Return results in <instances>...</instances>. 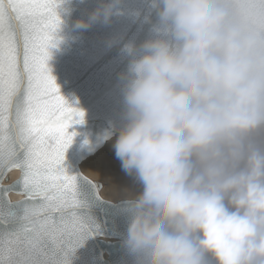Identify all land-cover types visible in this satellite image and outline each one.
Segmentation results:
<instances>
[{"label":"clouds","instance_id":"9594fccd","mask_svg":"<svg viewBox=\"0 0 264 264\" xmlns=\"http://www.w3.org/2000/svg\"><path fill=\"white\" fill-rule=\"evenodd\" d=\"M158 17L123 77L112 147L140 192L120 246L133 264H264V0H158Z\"/></svg>","mask_w":264,"mask_h":264},{"label":"snow or ice","instance_id":"6c2138e0","mask_svg":"<svg viewBox=\"0 0 264 264\" xmlns=\"http://www.w3.org/2000/svg\"><path fill=\"white\" fill-rule=\"evenodd\" d=\"M59 6L0 0V264H104L97 242L107 240L108 218L128 210L64 166L74 138L68 130L84 113L59 95L48 68ZM13 171L21 180L5 188ZM11 193L26 200L12 205Z\"/></svg>","mask_w":264,"mask_h":264},{"label":"water","instance_id":"95a60500","mask_svg":"<svg viewBox=\"0 0 264 264\" xmlns=\"http://www.w3.org/2000/svg\"><path fill=\"white\" fill-rule=\"evenodd\" d=\"M58 3L57 15L62 23L54 39L59 43L49 49L48 68L59 95L70 107L84 113V122L68 130L74 138L65 153L64 166L75 174L80 172L82 161L97 153L106 140L123 127L126 83L123 77L127 76L132 60L139 58L141 46L163 35L158 0H118L108 24L97 23L86 31L77 29V22H87L97 8L113 0H58ZM129 49L136 54H129ZM16 172L19 174L16 179L10 181L7 177L5 188L21 180L22 174ZM80 174L93 184L101 185ZM11 195L18 199L12 200ZM8 200L17 205L26 197L11 193ZM108 219L107 240L97 242L104 264H133L120 246L126 231L125 217Z\"/></svg>","mask_w":264,"mask_h":264},{"label":"bare ground","instance_id":"6f19581e","mask_svg":"<svg viewBox=\"0 0 264 264\" xmlns=\"http://www.w3.org/2000/svg\"><path fill=\"white\" fill-rule=\"evenodd\" d=\"M109 141L106 140L103 147L99 149L92 157L90 156V158L82 161L79 165V170L85 177L92 181L100 182L101 185H103V183L99 180L105 181L102 190L99 192L100 197L104 200L110 201L112 203H118L121 200L117 202L114 201L121 198H136L139 195L140 189L138 186L136 187L133 181L121 171L119 161L114 159L112 146L115 143V140ZM108 154L111 156L112 163L110 161L107 163L104 162ZM18 175V172L13 171L8 175V179L12 181L16 179ZM93 177L98 180L93 179ZM11 199L17 200L18 197H13V195H11Z\"/></svg>","mask_w":264,"mask_h":264},{"label":"rangeland","instance_id":"374dc122","mask_svg":"<svg viewBox=\"0 0 264 264\" xmlns=\"http://www.w3.org/2000/svg\"><path fill=\"white\" fill-rule=\"evenodd\" d=\"M116 135H118V133H114V134H112L108 139H107V141H109L110 139V141H112V140H115L116 138H117V136L115 137ZM114 137V138H113ZM113 138V139H112ZM109 141V142H110ZM108 143V142H107ZM92 157V156H91ZM90 158V157H89ZM88 159V158H87ZM114 159H115V154H114ZM116 160V159H115ZM111 162L112 163V160H111V156L108 154V156L106 157V159H105V163H107V162ZM84 174H86V173H84ZM91 178H92V176H91ZM93 179H96V178H94L93 177ZM96 180H98V179H96ZM99 181H101L102 183H103V186H104V184H105V181L104 180H99ZM100 183V182H99ZM137 187V186H136ZM133 199H135V198H133ZM133 199H124V198H121V199H116V201H114V202H117V201H120V200H133Z\"/></svg>","mask_w":264,"mask_h":264}]
</instances>
